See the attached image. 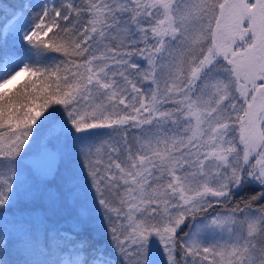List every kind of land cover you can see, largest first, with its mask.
<instances>
[{"label":"snow or ice","instance_id":"snow-or-ice-1","mask_svg":"<svg viewBox=\"0 0 264 264\" xmlns=\"http://www.w3.org/2000/svg\"><path fill=\"white\" fill-rule=\"evenodd\" d=\"M0 264H264V0H0Z\"/></svg>","mask_w":264,"mask_h":264},{"label":"trees","instance_id":"trees-1","mask_svg":"<svg viewBox=\"0 0 264 264\" xmlns=\"http://www.w3.org/2000/svg\"><path fill=\"white\" fill-rule=\"evenodd\" d=\"M24 79H27V77H25ZM24 79H22L20 82H18V83H17L15 86H13L12 88L14 89L15 87L19 86V83H22Z\"/></svg>","mask_w":264,"mask_h":264},{"label":"rangeland","instance_id":"rangeland-1","mask_svg":"<svg viewBox=\"0 0 264 264\" xmlns=\"http://www.w3.org/2000/svg\"><path fill=\"white\" fill-rule=\"evenodd\" d=\"M13 86H15V84H13V85H10L9 87H11V88H12Z\"/></svg>","mask_w":264,"mask_h":264}]
</instances>
